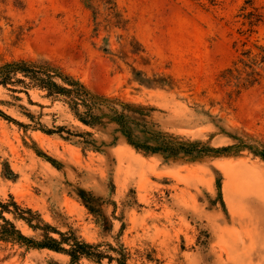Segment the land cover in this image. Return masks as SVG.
<instances>
[{
    "label": "rangeland",
    "instance_id": "374dc122",
    "mask_svg": "<svg viewBox=\"0 0 264 264\" xmlns=\"http://www.w3.org/2000/svg\"><path fill=\"white\" fill-rule=\"evenodd\" d=\"M114 2L117 18L84 0H0V64L51 62L95 93L152 109V120L176 137L217 148L234 143L227 132L264 146V82L232 94L219 78L243 43L264 44V0ZM244 7L262 15L257 26ZM29 95L0 87V110L23 124L31 113L48 125H79L61 103ZM111 128L97 136L111 140ZM82 194L104 201L103 220ZM9 196L63 232L123 243L129 264H264V161L248 150L165 161L120 138L104 153L83 152L0 117V197ZM54 262L69 258L0 242V264Z\"/></svg>",
    "mask_w": 264,
    "mask_h": 264
},
{
    "label": "trees",
    "instance_id": "16d2710c",
    "mask_svg": "<svg viewBox=\"0 0 264 264\" xmlns=\"http://www.w3.org/2000/svg\"><path fill=\"white\" fill-rule=\"evenodd\" d=\"M84 2L93 10H96V5L105 4L111 10L110 16L113 18L120 16L114 0H84ZM251 8L252 11H247L244 7L243 18L253 28L262 20V15L257 14L256 8ZM256 18L258 19L255 22ZM219 78L234 88L232 94H240L262 84L264 44L259 41L252 46L243 43L241 53L230 67L221 72ZM0 87L11 93H23L28 98L31 90H37L43 94V98L53 103H61L79 125H59L55 119L48 125L43 122L41 115L37 117L31 113L26 115L30 124H23L2 110L0 117L26 130L31 129L47 136L58 137L83 152L104 153L107 148L115 146L121 138L136 151L146 155L161 156L165 161L181 158L198 159L230 153L237 155L245 150L264 161L263 145L247 144L243 138L235 134L225 132L234 143L217 148L200 140H188L170 135L152 120V109L136 107L120 102L116 98L95 93L81 80L67 74L60 66L51 62L39 63L26 59L4 62L0 64ZM109 128L111 132L108 135L111 140H103L97 136V132L107 133ZM4 172L8 178L14 176L9 167L4 168ZM81 199L97 221L105 218L102 199L96 198L100 201L97 204L93 197L88 199L85 194H82ZM220 199L222 200L221 192ZM18 222L24 223L34 235H25L19 229ZM0 242L26 250H47L61 254L69 258L68 264H79L83 259L99 264L105 260L109 264H129L130 259V254L123 243L119 242L116 245L90 243L82 237L79 229L74 227H69L63 232L44 220L38 211L20 205L13 196H9L8 199L0 197ZM54 264L59 263L54 262Z\"/></svg>",
    "mask_w": 264,
    "mask_h": 264
}]
</instances>
